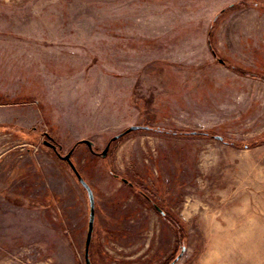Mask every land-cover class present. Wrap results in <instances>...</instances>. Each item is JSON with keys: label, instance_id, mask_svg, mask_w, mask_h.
I'll use <instances>...</instances> for the list:
<instances>
[{"label": "rangeland", "instance_id": "rangeland-1", "mask_svg": "<svg viewBox=\"0 0 264 264\" xmlns=\"http://www.w3.org/2000/svg\"><path fill=\"white\" fill-rule=\"evenodd\" d=\"M45 139L93 264H264V0H0V264H87Z\"/></svg>", "mask_w": 264, "mask_h": 264}, {"label": "water", "instance_id": "water-1", "mask_svg": "<svg viewBox=\"0 0 264 264\" xmlns=\"http://www.w3.org/2000/svg\"><path fill=\"white\" fill-rule=\"evenodd\" d=\"M221 61H222V59H221ZM47 135H48V137H50L49 134H47ZM216 137L221 138V139L223 138L220 135H216ZM83 141L87 142L89 144H92V141L89 139H84ZM111 143H112V139L110 140L109 144L107 145V147L103 151L104 156L107 154L108 148L110 147ZM44 144L53 148V150L58 154L59 157H61L62 159L66 160L68 162V164L73 169L75 175L77 176L78 180L83 184V186L87 190V194L89 197V205H90V216H89L88 233H87V239H86L85 257H86V263L87 264H93V262L90 258V246H91V242H92L93 230H94L95 218H96V200H95L94 191H93L92 187L90 186V184L87 182V180L82 176V174L78 170L76 164L72 160V151L68 152L65 155L62 154L60 151L59 145L50 139H45ZM124 180L127 181V179H124ZM156 208L159 209L162 213H164V211L159 206L156 205ZM185 248L186 247L183 246L181 253L179 255H177V257L173 261H171L169 264H175L176 261L181 257Z\"/></svg>", "mask_w": 264, "mask_h": 264}, {"label": "trees", "instance_id": "trees-1", "mask_svg": "<svg viewBox=\"0 0 264 264\" xmlns=\"http://www.w3.org/2000/svg\"><path fill=\"white\" fill-rule=\"evenodd\" d=\"M224 11H225V9H223V12ZM217 18H218V16L215 18V20H217ZM215 20H214V22H215ZM141 127H143V126H141V125L131 126V127L127 128V129H125L124 131H122L121 133L113 136L111 139H112L113 142L114 141H119L121 139V137H123L126 134H128L129 132H131L133 130H137V129L141 128ZM186 133H188V134H200V135H210L211 134L210 132L203 131V130H200V131H198V130H192V131H189V132H186ZM213 136H216V135L213 134ZM164 216L172 224L174 230L176 231V234H177L178 239H181L182 238V235H181V228L182 227L180 226V224H181L180 220L174 218V216L170 215L169 213H165Z\"/></svg>", "mask_w": 264, "mask_h": 264}, {"label": "flooded vegetation", "instance_id": "flooded-vegetation-1", "mask_svg": "<svg viewBox=\"0 0 264 264\" xmlns=\"http://www.w3.org/2000/svg\"><path fill=\"white\" fill-rule=\"evenodd\" d=\"M50 147V146H49Z\"/></svg>", "mask_w": 264, "mask_h": 264}]
</instances>
